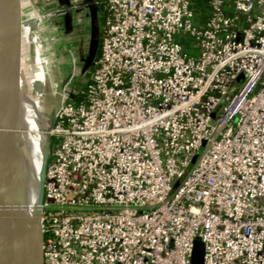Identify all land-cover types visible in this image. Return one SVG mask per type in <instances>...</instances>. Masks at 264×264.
<instances>
[{"label":"built area","instance_id":"obj_1","mask_svg":"<svg viewBox=\"0 0 264 264\" xmlns=\"http://www.w3.org/2000/svg\"><path fill=\"white\" fill-rule=\"evenodd\" d=\"M208 4L200 27L194 0L103 1L52 129L44 264H193L197 239L264 264V0Z\"/></svg>","mask_w":264,"mask_h":264},{"label":"water","instance_id":"obj_2","mask_svg":"<svg viewBox=\"0 0 264 264\" xmlns=\"http://www.w3.org/2000/svg\"><path fill=\"white\" fill-rule=\"evenodd\" d=\"M23 1L22 20L28 27L21 34V46H18L6 32L11 0H0V64L6 42L4 67L9 72L5 78L0 71V264H44L42 203L46 168L51 155L52 129L64 100L74 97L67 89L74 75V62L68 51V71L63 74L50 13L35 0ZM58 1L68 4L54 13L64 14L66 30L69 32L72 28L70 1ZM76 7L77 11H83L88 26L87 48L81 68L84 73L93 66L100 44L99 4L97 0H79ZM37 56L44 62L45 79L41 107L35 106L32 111L39 127L33 132L18 106L12 102V96L18 92L14 85L19 87L22 80L24 82V72ZM13 176L17 181L15 187L11 182ZM7 208L15 209L12 227L5 223L4 210ZM204 253V242L195 240L192 263L202 264Z\"/></svg>","mask_w":264,"mask_h":264},{"label":"bare ground","instance_id":"obj_3","mask_svg":"<svg viewBox=\"0 0 264 264\" xmlns=\"http://www.w3.org/2000/svg\"><path fill=\"white\" fill-rule=\"evenodd\" d=\"M25 4L23 0H11L10 11L8 20L6 23V32L9 33L12 37L13 43L21 46L20 37L21 34L27 29L28 25L26 26L23 23L22 16H23V9L21 5ZM26 28V29H25ZM27 32V31H26ZM4 50H3V58L0 64V71L3 77H7L9 74L6 67H4V58H6V47L7 43L5 42ZM33 60V59H32ZM61 69L63 74H65V68L61 65ZM45 71L44 62L42 61L41 57L39 56L34 59L33 62L29 64V67L24 72V82L22 80V84L18 87V85H14V88L18 91L16 95L12 96V102L16 104L22 113L25 121L27 122L29 128L35 132L39 130L37 118L33 115L32 111L34 107H41V93L44 90V77L43 72ZM10 88L13 89L12 85H9ZM14 90V89H13ZM31 112V113H30ZM31 115H29V114ZM31 116V117H30ZM30 118V119H29ZM11 178V182H13V186L17 185L16 178ZM6 214L5 223L9 225V227L13 226L14 219L13 216L15 214L14 208H7L4 210Z\"/></svg>","mask_w":264,"mask_h":264},{"label":"crops","instance_id":"obj_4","mask_svg":"<svg viewBox=\"0 0 264 264\" xmlns=\"http://www.w3.org/2000/svg\"><path fill=\"white\" fill-rule=\"evenodd\" d=\"M37 2V4L39 6H41L44 10L50 9V11H47L48 13H50V19H53V16L55 15H61L62 16V22L61 21H57L56 24H60L62 25V27L65 30L66 33V39L69 42L70 46L75 50L77 49L78 45L81 44L84 46V53L83 55L86 54V48H87V24L85 21V17L83 15V11H77V7L76 4L79 2V0H69L70 4H71V12H72V28L69 32H67V28L65 26V18H64V14L63 13H54L56 10L67 6L68 4H61L59 3L58 0H35ZM98 4H99V22H100V39H101V34H102V21H101V12H102V3L104 0H97ZM54 4V5H53ZM53 5V6H52ZM51 6L53 7L51 9ZM100 45V44H99ZM99 53V48H98V52L97 55Z\"/></svg>","mask_w":264,"mask_h":264},{"label":"flooded vegetation","instance_id":"obj_5","mask_svg":"<svg viewBox=\"0 0 264 264\" xmlns=\"http://www.w3.org/2000/svg\"><path fill=\"white\" fill-rule=\"evenodd\" d=\"M57 21H61L62 22V16L61 15L53 16L52 25L54 26L55 31H56L55 35L57 36V38H58V36H60L61 40L63 42V44H62L63 51H64V55L67 58L65 63L62 64L64 66V68H65V72L68 71V66H69V59H68V56H67V52L68 51L70 52L71 57H72V61L74 62V75H73V78L71 79V82H69L67 86L70 87V88H73V89H79L85 84L86 78H87V74H88V72L90 70V68H89L84 73L81 72V68L83 67L82 57H83V53L85 51L84 50V46L79 44L77 49L74 50L70 46L69 42L66 39V36H65L66 33H65L64 28L62 27L61 23L60 24L59 23L56 24ZM65 47H67V51L65 50Z\"/></svg>","mask_w":264,"mask_h":264},{"label":"trees","instance_id":"obj_6","mask_svg":"<svg viewBox=\"0 0 264 264\" xmlns=\"http://www.w3.org/2000/svg\"><path fill=\"white\" fill-rule=\"evenodd\" d=\"M208 2L209 0H194V9L196 13L195 23L197 24V26L202 27L210 15V7ZM182 42L184 43L185 49L187 51H191L190 39L188 37L183 38Z\"/></svg>","mask_w":264,"mask_h":264},{"label":"rangeland","instance_id":"obj_7","mask_svg":"<svg viewBox=\"0 0 264 264\" xmlns=\"http://www.w3.org/2000/svg\"><path fill=\"white\" fill-rule=\"evenodd\" d=\"M49 1H51V0H49ZM54 5V4H53ZM52 5V6H53ZM51 6V9L53 8ZM45 11H50V9H45ZM51 22H52V19H51ZM56 33H54L53 32V36H54V38H55V45H56V47H57V50H58V53H59V58H60V60H61V64H63V63H65V61H66V56L64 55V51H63V46H62V44H63V42H62V40H61V37L60 36H58V38H57V36L55 35ZM69 59V58H68ZM31 113V112H30ZM29 114V113H28ZM29 115H31V114H29ZM31 117V116H30ZM30 119V118H29Z\"/></svg>","mask_w":264,"mask_h":264}]
</instances>
